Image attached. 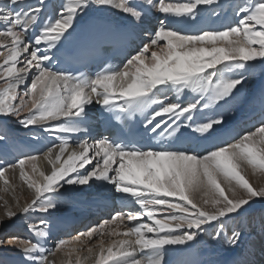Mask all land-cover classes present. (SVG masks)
<instances>
[{
  "label": "snow or ice",
  "instance_id": "6c2138e0",
  "mask_svg": "<svg viewBox=\"0 0 264 264\" xmlns=\"http://www.w3.org/2000/svg\"><path fill=\"white\" fill-rule=\"evenodd\" d=\"M151 2L148 0L149 4ZM45 3L46 0H38L37 5L29 0H0V23L5 26L0 30V48L7 49V54L0 51V57H3L0 63V80H3L0 116L19 117L22 112H27L28 115L19 120L25 127L45 126L49 121L64 118L62 123L44 127V131L75 134L82 131L79 118L85 113V106L93 103V96L107 111L118 110L129 116L159 105L144 127L151 126L149 130L157 133L162 146L153 148L140 146L133 140L101 138L93 144L79 142V151L69 152L65 159L68 141L57 137L61 139L57 145L58 153L53 156L55 148H49L44 154V159L52 166L51 173L40 171V180L25 170L26 164H30L32 174L38 172L35 162L39 157L35 155L20 158L16 164L0 169V180L5 185L9 184L6 171L18 168L20 180L29 189H34L31 203L22 209L24 213L30 210L48 212L56 207V196L51 194L59 193L65 184L83 186L92 180L112 185L116 193L124 194L131 198L132 204L139 206L136 211L115 213L110 219L78 233L72 242L60 241L54 250L19 238L9 240V244L22 248L32 264H55L49 256L54 257L65 249L66 255L71 256L78 252L75 244L81 237L91 239L98 234L101 237L98 252H94L93 247L87 249L90 257H94L93 264H109L110 261L112 264H164L165 254L169 251L166 246L194 241L197 232L191 230H200L202 225L220 218H235L231 214L243 215L241 210L246 211L245 206L253 198H264V187H253L241 171V164L246 163L254 175H264V123L256 131L234 138L233 142L206 150V154L176 146L177 134L182 128L191 129L198 140H211L224 124L223 118L212 116L193 124L194 113L201 106L209 108L219 101L227 102L226 98L230 96L234 98V90L238 91L237 86L243 83L244 73L256 66L251 62L260 60L264 63V0L239 5L236 15L240 18L235 26L195 34L184 33L171 25L195 21L200 6L218 7V0H159L158 11L168 14L167 22L160 21L161 26L149 43L127 60L123 71L102 72L93 79L53 70L45 63L53 59L51 50L67 39L65 33L72 34L69 29L74 30L77 17L92 5L119 9L135 20L141 19V12L132 0H64L56 15L42 25L39 35L33 41H25L30 26L38 23ZM162 41L165 42L163 45L159 43ZM42 44L46 45L43 49L39 47ZM153 46L159 51L151 50ZM25 53L28 55L21 63L19 58ZM148 53L150 55H146ZM210 69L212 71H208ZM233 69L241 70L240 74L225 78V72ZM30 73V86L21 91L20 86L27 83ZM186 90L197 93L198 98L185 106L164 103L170 92L179 96ZM116 96L125 103L114 104L113 97ZM164 116L170 117L171 122L157 120ZM116 118L120 119L119 116ZM0 140H7L2 132ZM96 157H101V161L91 169L86 168ZM237 189H242L245 195L238 196ZM197 193L205 197L203 206L196 202ZM227 193H231V197ZM167 197L178 199L172 202L165 199ZM156 206H162V210L171 209L178 215L157 218ZM206 206L213 211L206 210ZM7 215L15 214L8 212ZM144 216L152 223L144 222ZM125 220L128 222L125 231H106V226L119 227ZM133 221L139 223L133 224ZM44 223L42 219L40 224ZM183 228L189 231L176 233L177 229ZM32 230L38 237L48 235L42 228L34 226ZM146 233L154 236L149 237ZM104 235L125 238L112 240L105 247ZM238 240L239 234L234 231L227 243L235 245ZM46 251L48 255H45ZM138 253L143 255L137 257ZM87 259L89 257L84 258ZM68 264L83 262L77 255L75 261L69 260Z\"/></svg>",
  "mask_w": 264,
  "mask_h": 264
},
{
  "label": "bare ground",
  "instance_id": "6f19581e",
  "mask_svg": "<svg viewBox=\"0 0 264 264\" xmlns=\"http://www.w3.org/2000/svg\"><path fill=\"white\" fill-rule=\"evenodd\" d=\"M4 2H6V0H4ZM29 2L32 4L35 3L36 5L38 4V0H29ZM132 2L141 12L140 20H135L131 16L123 13L121 10L112 8L110 6L92 5L88 10L77 17L74 26L79 20L85 19L89 15L98 17L103 16L113 23L126 25L134 31L135 36L137 37V42L132 43V45L133 52L136 51L138 54L139 50H141L145 44L149 43L150 39L152 38L151 33H154L161 26L160 21L165 20L167 22L169 17L168 14L158 11L159 0H152L151 4H149L148 1L145 2L144 0H132ZM171 2H175V0H171ZM63 3L64 0H46L44 11H42L40 14L38 23L30 26V29L25 35L24 40L30 41L31 31L33 29L37 31V35H39L42 25L48 21V16L51 15V18H53ZM244 3V1L238 0L234 4V8L227 7V9H221L222 11L220 9L219 11H214L210 6H200L201 11L195 21H189L186 24L171 25V27L177 28L184 33L192 32L194 34L204 30H224L231 25L232 20L235 21V23H238L240 17L236 15L237 17L235 16L232 20H230V14L232 11H236L239 5ZM48 6H51V9H48ZM142 8L150 11L151 15L143 13L141 11ZM219 18H225L221 25L217 24V20ZM59 43H57L56 48L51 50L50 54L54 55L55 51L59 49ZM159 43L163 45L165 42L162 41ZM138 44L141 45V49L139 50ZM44 47H46V45H40L41 49ZM151 50L159 51V48L157 46H153V49ZM27 55L28 54L25 53L19 58V60L21 61L23 59L24 61V58ZM128 57H126L122 62H115L117 68L113 72L123 71L124 65L127 63V60L130 59ZM45 63L49 65V62ZM50 67L54 70V65ZM32 72L34 73L35 69H33ZM31 79L32 74L28 76L27 83L20 86L21 91L24 88L30 86ZM258 80L253 79L248 85H246V87H244L247 90L250 89V92L244 91L243 89V91L240 90L242 95L239 98L235 99L234 97V101H232V103L235 106L234 110L236 116L234 117L237 118L236 121L241 118L248 117H243V114L248 111V101L250 98V94L246 93H252L254 88H258L257 91L254 92V95L259 98V93H257L259 91V86H253L254 83L256 84L258 82ZM261 84L263 86V83ZM0 87H3V80H0ZM262 89H264V87ZM95 101L96 97L93 96V103L85 106L86 111L81 116V118H87L92 122L89 124L80 122L79 127H81L82 131L75 134L58 132L50 133L44 131V127L62 123L64 118H61L60 121H49L48 125L45 126L33 125L25 127L19 122L10 119L12 116H0V132L7 136V140H0V169H3L4 166L10 164H16L20 158L35 155L39 157V159L35 162L38 172L36 174H32L30 164H26L25 170L28 174L34 175V179L40 180L41 178L38 174L40 171L44 172L45 174H50L52 170V166L47 160L44 159V154L49 148H55V152L53 153V156H55V154L59 151L57 145L61 143V139H66L69 144L68 151L64 154L65 159L67 158L69 152L73 150L79 151L77 147L79 142L87 141L89 144H93L98 141L100 138L97 135V115L101 105L97 104ZM114 101L118 102L119 104L125 103L124 99L119 98L118 96L113 97V102ZM183 101H187V99L180 100L176 98L172 101V103L180 104L181 102L184 103ZM219 106L218 110L219 112H222V110L225 109V106L223 109L220 108L222 105L220 107ZM23 113V118H25L28 113ZM255 115V113L251 114L250 116H252V118H250L248 121H244L241 124L242 129H248L249 132L253 125L261 123L260 120L262 117L259 116L256 118ZM81 118H79L80 121ZM252 119L254 120L252 121ZM157 120H167L171 122V118L168 116L158 117ZM182 134L183 130L181 129L180 133L177 135L180 137ZM227 134L229 135V130L227 131ZM57 137H60L61 139H57ZM229 137L234 139L230 135ZM101 159V157H96L93 160V164L87 165L86 168L91 169L97 163V161H101ZM78 171L84 170L78 169ZM245 171H247L245 176L253 185V187L257 189L264 187V175L259 173L254 175L252 169L250 168L246 169ZM10 173L13 175L14 173H17L19 175V169L17 168L14 171L12 169H8L6 171L5 178L9 180V183L12 180L11 178V180L9 179L11 176ZM72 175L75 176L76 174L73 173ZM1 182H3V180H1ZM22 184L19 190L16 188L12 189L13 186L11 184L5 186L8 189V194L2 198L4 205L2 207L0 206V233L4 231L5 234L4 242L0 244V264H32V261L26 258L22 248L16 244L8 243L9 240L17 239L20 235H23L24 237L22 240L38 243L44 249L50 251L55 249L53 245H57L59 243L58 241L63 238L66 232L72 231L76 229V227H79L77 226L78 223L81 225L79 230L82 231V228L88 222L98 219L99 215L103 217L107 216L114 209L116 211L124 212H128L129 210H139L138 205L132 204L130 202L131 198H126L124 194L116 193L111 185L110 187H104L103 183H101L102 186H100L101 184L98 182L100 185L96 186V183L94 180H92L88 185L83 186H69L65 184L63 188L60 189L59 193L51 194L56 196V200L54 201L56 203V207L50 209L48 212L30 210L28 213H24L22 209L27 204L31 203V200L34 197V189H29L23 182ZM84 194L91 196V198L86 200L83 199L82 197ZM227 194L231 197V193ZM237 195L239 196L238 193ZM165 199L176 202L178 198L167 197ZM195 199L197 203L202 205L203 199H205V197H203L202 193H197L195 194ZM255 199V203L252 202L245 206L247 209L246 211L243 209L241 210L243 215L237 216L236 214H231V216L235 218H220L209 225H202L200 230H191L197 232V236L194 241L188 242L185 245L166 246L169 251L165 254L164 264H224L229 258L236 260V264H264V198ZM79 204H81V206H79ZM206 210L213 211L211 207L206 208ZM156 211L157 218H161L166 213H169L170 215H178L171 209L162 210V206H156ZM8 212H12L15 215L9 217L7 215ZM99 212H101V214H99ZM5 216L6 218L8 216L10 220L7 219V221H5ZM42 219L45 221V223L41 225L40 221ZM143 219H145L144 221L149 224L152 223V221H148L147 216H144ZM237 222H239V226L235 227L234 224ZM127 224L128 223H126V225ZM126 225L124 223L119 227H117V225L106 226V231L116 230L123 232L126 230ZM34 226L37 229L42 228L48 233V235L46 237H38L32 230ZM183 231L189 230L187 228L177 229L176 233L178 234L179 232ZM234 231L239 234V240L235 245H230L227 243V240L231 238ZM97 235L98 234H94L93 236L97 237ZM146 235L149 237L154 236V234L151 233H146ZM160 235L163 236L164 233H160ZM74 238H70L69 240L65 239L64 241L72 242ZM123 238L125 237L115 235H104L102 237L105 242V247H107L112 240H119ZM98 239L100 242L101 237L99 235ZM85 240L87 242L89 239L87 237H81V240L76 242L75 247L78 249V252L72 253L71 256L66 255L67 249H65L63 251L57 252L54 257L49 256V260H54L55 264H68L69 260L74 262L77 255H79L83 264H93L94 257H90L87 249L88 247H93L94 252H98L99 244L97 245L96 243V246L87 245ZM45 255H48L47 251L45 252ZM141 255H143V253H138L137 257ZM85 257H89V259L85 261ZM109 264H112V262L110 261Z\"/></svg>",
  "mask_w": 264,
  "mask_h": 264
},
{
  "label": "rangeland",
  "instance_id": "374dc122",
  "mask_svg": "<svg viewBox=\"0 0 264 264\" xmlns=\"http://www.w3.org/2000/svg\"><path fill=\"white\" fill-rule=\"evenodd\" d=\"M145 2L146 1H148V0H144ZM236 1H238V0H218V7H217V5H211L210 7L214 10V11H219V9L221 10V9H227V7H232V8H234L235 7V3H236ZM242 1H244L245 3H246V1H247V3H252L253 2V0L251 1V0H242ZM235 2V3H234ZM34 5H36L35 3H33ZM227 5V6H226ZM213 6V7H212ZM222 11V10H221ZM236 16V11H232V13L230 14V20H232L234 17ZM45 17V16H44ZM237 17V16H236ZM225 19V18H224ZM224 19H222V18H219L218 20H217V24L219 25H221L222 24V21L224 20ZM219 21V22H218ZM234 22V23H233ZM237 24V22L235 23V21H231V25L230 26H235ZM5 26L2 24V23H0V30H3V28H4ZM228 28V27H227ZM153 34L154 33H152L151 34V36H153ZM187 34H194V33H192V32H190V33H187ZM9 42H10V38H9ZM40 47V46H39ZM0 51H2V52H5V54H7V49L6 48H0ZM137 53H134L133 55H131V57L132 56H134V55H136ZM146 55H150V53H148V54H146ZM131 57H129V58H131ZM22 62H23V59L21 60ZM20 61V62H21ZM3 62V57H0V63H2ZM21 62V63H22ZM251 63H254L256 66H255V68L254 69H252V70H250V71H247V72H245L244 73V79H243V85L241 84V85H238L237 86V88H238V91L237 90H234V97H235V99H237V98H239L241 95H242V92L240 91V90H242L243 91V89H244V91H247V92H250V89H245L244 87H246V85H248L249 83H250V81L251 80H258V82H259V84H258V82L255 84H253V86H259V91L257 92V93H259L258 94V96H259V98H257V96H255L254 95V92H256L257 91V89L258 88H254L253 89V91H252V93H246V94H250V98H249V101H248V111L247 112H245L244 114H245V116H244V114H243V117H247V116H250L251 114H253V113H255L256 115H255V117L256 118H258L259 116H261L262 118H261V120H260V122H262V123H264V89H262L263 87H264V63H262L260 60H257V61H254V62H251ZM19 66V65H18ZM218 67H223V65H218ZM210 71H212L211 69H210ZM240 71L241 70H237V69H233L231 72H225V74H224V76H225V78H231V77H233V76H238L239 74H240ZM31 74V73H30ZM29 74V75H30ZM257 77H259V78H257ZM261 83H263V86H262V84ZM261 85V86H260ZM172 94H174V95H172ZM177 94H175L174 92H170L169 94H168V96H167V98L166 99H164V103L165 104H168V103H172V101L174 100V99H176V98H178V99H180V100H186L187 99V101H183L184 103H180V105H182V106H185V105H187L188 103H190L192 100H194V99H196V98H198V94L197 93H193V92H191V91H185L184 93H181V94H179V96H176ZM176 96V97H175ZM169 97V98H168ZM182 97V98H181ZM191 97V98H190ZM226 100H227V102L229 103V105H228V103L227 102H225V101H221V102H217L216 104H214V105H212V106H210L209 108H204V107H200L199 108V111H197L196 113V120L198 121V123H200L201 121H205V120H207L208 118H210V117H212V116H218V117H223V120H224V124L222 125V126H219V128H225V127H228L229 125H231V124H233L234 122H236V119L237 118H235L234 116H236L235 114V110H234V105H233V103H232V101H234V98L232 97V96H230V97H228V98H226ZM171 101V102H170ZM261 102V103H260ZM202 104H203V101H202ZM232 104V105H231ZM253 104V105H252ZM219 105H224L225 106V111L224 110H222V112H219V110H218V106ZM253 106V107H252ZM256 106V107H255ZM249 109H250V111H249ZM212 111V112H211ZM232 111V112H231ZM252 111H253V113H252ZM208 113V114H207ZM227 113V114H226ZM210 114V115H209ZM231 114V115H230ZM23 115H24V113L22 112L21 114H20V116L19 117H16V116H12V117H10V119H13V120H15L16 122H19V120L20 119H22L23 118ZM198 115V116H197ZM201 116H203V117H201ZM256 118H254V119H256ZM254 119H252V121L254 120ZM238 121V120H237ZM261 123V124H262ZM197 124V123H196ZM261 124H259V125H257L256 127H254V128H252L249 132H253V131H256L257 129H258V127L261 125ZM218 128V129H219ZM247 133L248 132V129H242V126L241 127H239V128H234V129H232V130H229V135L232 137V138H238L239 136H241V135H243V134H245V133ZM233 142V141H232ZM115 166V165H114ZM6 166H4V168H5ZM248 168H250L246 163H242L241 164V171H242V174H246V172L247 171H245L246 169H248ZM251 169V168H250ZM11 174V176L9 177V179L11 180L10 181V183L8 184V185H12L13 187H12V189H17V190H19L20 188H21V184H22V181L20 180V178H19V175L16 173H14V175L12 174V173H10ZM13 175V176H12ZM94 182L96 183V186H99L101 183H103L104 185V187L105 186H108V187H110V185L108 184V185H106L107 183L106 182H103V181H95L94 180ZM98 182L100 183V184H98ZM98 184V185H97ZM7 185V186H8ZM23 185V184H22ZM6 185L5 184H3V182H1V180H0V206L2 207L4 204H3V200H2V198L6 195V194H8V189H7V187H5ZM100 186H102V184L100 185ZM112 186V185H111ZM226 187V186H225ZM7 189V190H6ZM237 193L239 194V196H244L245 195V193H244V191L242 190V189H237ZM113 197V196H112ZM83 199H90L91 198V196H87V194H84L83 195V197H82ZM255 198H253V200L252 201H250V203H255ZM181 203H183V202H181ZM59 205H61V204H59ZM62 206V205H61ZM79 206H81V204H79ZM201 206H203V203H202V205ZM208 207H210V206H206V208H208ZM2 209V208H1ZM77 209H79V208H77ZM80 210V209H79ZM117 212H120V211H116L115 209L114 210H112L111 211V213L110 214H108L107 216H101V215H99V217H98V219H96V220H94V221H90V222H88L83 228H82V231H80L79 229L81 228V225L78 223L77 224V226H79V227H76V229H74V230H72V231H68V232H66L65 233V235L63 236V238L60 240V241H64L65 239L66 240H69L70 238H74V236H76L78 233H80V232H84V231H86V230H88L89 228H91V227H93V226H95V225H98V224H100L102 221H104V220H108V219H110L111 218V216H113L115 213H117ZM99 214H101V212H99ZM164 215H170L169 213H166V214H164ZM7 219L8 220H10L9 219V217L7 216V218H6V216H5V218H4V220L5 221H7ZM143 220H145V219H143ZM126 222H125V225H126V223H128L127 222V220H125ZM144 222H146V221H144ZM132 223H139L138 221H133ZM89 224V225H88ZM235 225V227H237V226H239V222H237L236 224H234ZM65 227V226H64ZM63 227V228H64ZM74 228V227H73ZM5 234H4V231H2V233H0V238H1V241H3L4 242V240H5ZM18 238H20V239H22V238H24L23 237V235H20V236H18ZM60 241H58V242H60ZM83 242V241H82ZM85 243L87 244V245H91V246H94L96 243H97V245L99 244V239H98V235H97V237L96 236H93L91 239H89V240H87V242H86V240H85ZM84 243V244H85ZM83 244V245H84ZM96 246V245H95ZM53 247L55 248L56 247V245L54 244L53 245Z\"/></svg>",
  "mask_w": 264,
  "mask_h": 264
}]
</instances>
